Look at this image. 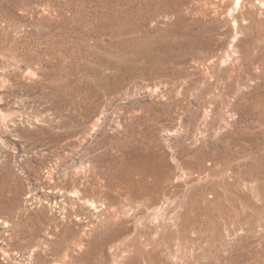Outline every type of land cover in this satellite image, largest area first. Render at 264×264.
I'll return each mask as SVG.
<instances>
[{"label":"rangeland","instance_id":"rangeland-1","mask_svg":"<svg viewBox=\"0 0 264 264\" xmlns=\"http://www.w3.org/2000/svg\"><path fill=\"white\" fill-rule=\"evenodd\" d=\"M0 264H264V0H0Z\"/></svg>","mask_w":264,"mask_h":264}]
</instances>
